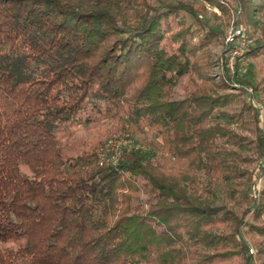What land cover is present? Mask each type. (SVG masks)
Returning a JSON list of instances; mask_svg holds the SVG:
<instances>
[{"label":"trees","instance_id":"trees-1","mask_svg":"<svg viewBox=\"0 0 264 264\" xmlns=\"http://www.w3.org/2000/svg\"><path fill=\"white\" fill-rule=\"evenodd\" d=\"M182 11L194 15L180 0H0V264H257L264 188L242 211L215 204L235 172L214 117L226 97H173L189 30L178 52L163 41ZM100 115L139 128L141 141L117 137L140 147L112 163L103 137L63 140ZM142 191L155 196L143 211Z\"/></svg>","mask_w":264,"mask_h":264},{"label":"rangeland","instance_id":"rangeland-1","mask_svg":"<svg viewBox=\"0 0 264 264\" xmlns=\"http://www.w3.org/2000/svg\"><path fill=\"white\" fill-rule=\"evenodd\" d=\"M180 1L191 7L194 15L182 11L170 16L171 29L163 44L169 52H178L183 39L174 40V35L188 29L185 40L191 62L190 71L179 79L173 97L188 96L201 86L212 87L213 96L226 97L227 103L214 117L229 131L222 151L235 172L216 184L215 204L242 211L244 194L264 188V0ZM99 117L93 123L72 125L63 133V140L80 147L127 132L133 133L135 140L145 137L137 127L120 131L116 121ZM145 182L137 178L141 188ZM140 195L133 204L134 209L143 211L155 196L143 191ZM255 238L262 239L258 235ZM262 247L251 246L255 258L261 257L257 264L264 261L259 254Z\"/></svg>","mask_w":264,"mask_h":264},{"label":"built area","instance_id":"built-area-1","mask_svg":"<svg viewBox=\"0 0 264 264\" xmlns=\"http://www.w3.org/2000/svg\"><path fill=\"white\" fill-rule=\"evenodd\" d=\"M240 33V31H238ZM233 58H231V66H233ZM140 147L139 144H135L134 140L127 139L126 137H114L108 139L107 142L101 149L100 157L101 159H106L111 161L112 163H117L121 154L125 151V149H132ZM103 162V161H102Z\"/></svg>","mask_w":264,"mask_h":264}]
</instances>
